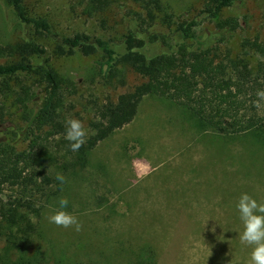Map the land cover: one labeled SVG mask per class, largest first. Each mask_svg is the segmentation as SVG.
Masks as SVG:
<instances>
[{"label": "rangeland", "instance_id": "obj_1", "mask_svg": "<svg viewBox=\"0 0 264 264\" xmlns=\"http://www.w3.org/2000/svg\"><path fill=\"white\" fill-rule=\"evenodd\" d=\"M161 2L173 19H191L203 4ZM23 4L30 16L46 18L60 37H118L119 20L127 9L136 10L127 5L88 15L76 0ZM227 18L238 19L240 25L228 45L232 53L244 40L264 44V0H242L222 12L220 19ZM24 33L10 5L0 0V44H12ZM255 59L264 63L261 57ZM98 60L80 54L50 58L53 69L75 86L63 110L85 128L95 105L139 83L126 69L102 79ZM5 109L0 137L8 140L10 131L22 124L14 106L8 103ZM60 166L59 159L58 167L50 170L55 179L50 191L56 194L43 206L29 246V254L46 264H137L150 250L158 264H248L252 248L240 243L243 223L236 205L243 193L264 202V146L253 138L216 135L173 102L145 97L132 122L88 153L84 168L63 173ZM57 174L66 178L63 185ZM61 197L68 199L64 210L78 218L81 231L49 222Z\"/></svg>", "mask_w": 264, "mask_h": 264}, {"label": "trees", "instance_id": "obj_2", "mask_svg": "<svg viewBox=\"0 0 264 264\" xmlns=\"http://www.w3.org/2000/svg\"><path fill=\"white\" fill-rule=\"evenodd\" d=\"M5 1L25 33L0 44V124L8 103L22 124L8 140L0 137V264H46L29 254V246L43 206L56 194L50 191L51 168L59 159L63 173L84 168L88 153L132 122L145 97L173 102L206 131L249 136L264 146V101L259 108L254 104L257 90L264 89V63L255 59L264 58V44L244 40L232 53L228 45L238 19H220L242 0H203L191 19H173L161 0H76L88 15L135 6L119 20L118 37H60L46 18L30 16L23 0ZM101 28H107L105 19ZM75 54L98 56L104 80L126 69L139 83L95 105L86 143L74 152L64 138L69 119L63 108L75 86L53 69L50 58ZM144 258L137 264H158L152 250Z\"/></svg>", "mask_w": 264, "mask_h": 264}, {"label": "clouds", "instance_id": "obj_3", "mask_svg": "<svg viewBox=\"0 0 264 264\" xmlns=\"http://www.w3.org/2000/svg\"><path fill=\"white\" fill-rule=\"evenodd\" d=\"M256 96L258 99L254 104L259 108L261 101H264V89L257 90ZM87 135L88 130L81 120L72 118L66 121L64 138L69 141L72 151H78L86 143ZM56 180L61 185L66 182V178L62 174H57ZM58 203L59 209L48 217L49 222L58 227L74 228L77 232L81 231L82 223L78 218L64 210L68 206V199L61 197ZM236 207L243 223V231L239 235L240 243L252 248L248 264H264V202H258L249 194L243 193Z\"/></svg>", "mask_w": 264, "mask_h": 264}]
</instances>
